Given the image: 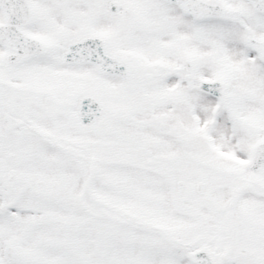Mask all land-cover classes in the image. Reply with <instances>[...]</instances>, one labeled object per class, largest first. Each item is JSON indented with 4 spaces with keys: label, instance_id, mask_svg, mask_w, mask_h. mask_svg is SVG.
<instances>
[{
    "label": "snow or ice",
    "instance_id": "1",
    "mask_svg": "<svg viewBox=\"0 0 264 264\" xmlns=\"http://www.w3.org/2000/svg\"><path fill=\"white\" fill-rule=\"evenodd\" d=\"M0 264H264V0H0Z\"/></svg>",
    "mask_w": 264,
    "mask_h": 264
}]
</instances>
